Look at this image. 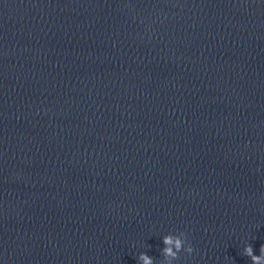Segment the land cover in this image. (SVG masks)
Segmentation results:
<instances>
[{"label":"clouds","instance_id":"clouds-1","mask_svg":"<svg viewBox=\"0 0 264 264\" xmlns=\"http://www.w3.org/2000/svg\"><path fill=\"white\" fill-rule=\"evenodd\" d=\"M164 247L160 250V254L164 259V264H173V261L179 259V254L184 251L191 254L194 249L190 242L187 241L185 233L178 235L168 234L162 238ZM242 255L247 256L251 260V264H264V244L260 247V254L254 255L253 248L250 244H246L243 248ZM137 264H155L154 259L146 253H140L136 257Z\"/></svg>","mask_w":264,"mask_h":264}]
</instances>
